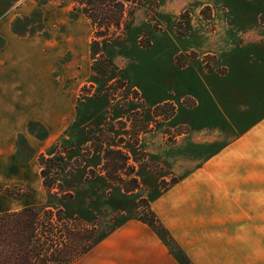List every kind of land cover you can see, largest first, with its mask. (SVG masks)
I'll use <instances>...</instances> for the list:
<instances>
[{
    "label": "rangeland",
    "instance_id": "374dc122",
    "mask_svg": "<svg viewBox=\"0 0 264 264\" xmlns=\"http://www.w3.org/2000/svg\"><path fill=\"white\" fill-rule=\"evenodd\" d=\"M35 1L0 0V45H5L0 46V71L14 64L20 72L17 77L22 78L18 93L11 96L10 78L2 77L0 133L26 111L36 113L46 107L52 113L48 128L40 121L23 123L27 137L29 132L36 134V140H31L36 151L15 136L18 126L7 147L1 143L0 212L47 206L62 208L71 219L103 212L127 213L131 218L138 211L141 216L145 201L154 202L201 168L226 145L225 139L231 136L233 141L243 134L246 119L254 125L264 116V60L258 58L264 49V0H122L126 23L123 31L111 32L104 45L108 60L104 78L91 73L92 26L74 10L76 0L51 4L41 0L40 5ZM42 13L47 36L21 39L9 34L15 17L21 16L22 26L30 18L25 25L37 28L38 19L43 23ZM256 72L258 97L253 105L245 104ZM250 106L258 114L239 116ZM138 109L146 116L150 111L166 114L168 121L154 124L140 136L139 147L133 148L131 125L122 131L123 125L112 121L129 119L130 111ZM223 112L231 113L230 133L217 129ZM120 135L126 138L124 146L117 143ZM100 136L113 138L114 147L106 145L105 150L120 146L132 155L133 174L121 171L119 176L126 185L137 179L139 188L134 193L125 195L104 179L106 151L100 145L105 140ZM58 143L71 170L76 168L72 178L62 174L65 190L73 193L65 202L48 197L36 160L40 153H55ZM16 147L20 159L26 158L21 163ZM34 152V160L28 163ZM21 196L28 197L15 201Z\"/></svg>",
    "mask_w": 264,
    "mask_h": 264
},
{
    "label": "crops",
    "instance_id": "0c3cea01",
    "mask_svg": "<svg viewBox=\"0 0 264 264\" xmlns=\"http://www.w3.org/2000/svg\"><path fill=\"white\" fill-rule=\"evenodd\" d=\"M56 1L45 0V3L51 4ZM35 2L40 5L41 0H36ZM76 6L77 0L74 8ZM76 13L90 23L82 13ZM20 17L17 16L11 21L10 35L21 39L39 35L47 36L48 31L45 27L43 13L45 33H38L35 36L22 37L14 32V22ZM92 39L91 37V43ZM91 43L89 54L92 58ZM3 44L1 43L0 46L5 47ZM9 48L13 51V45H10ZM258 58L264 60V49L259 51ZM10 64L8 63V66ZM22 66H24L23 61ZM19 73L14 64L8 70L0 71V83H2L4 75L10 78L7 88L11 96H15L18 93L16 87L22 81V78L17 77ZM257 73L252 76L253 83L250 82L252 89L250 88L246 92L245 104L253 105L255 103L254 99L258 97ZM262 84L264 86V82ZM27 86L30 87L29 84ZM242 112L239 116L248 118V116L252 117V115L258 114V109L255 106H250L246 107ZM51 113L52 110L48 112L46 107H44L41 112L26 111L20 114L11 127L8 129L3 127V132L0 133V145L3 142V145L7 147L8 139L10 141L13 139V131L18 126L15 136L18 135L19 139L24 140L23 142L26 141V146L30 147L31 151H36V147L31 144V140H36L34 136L36 134L29 132L27 137L25 132L22 131L24 128L23 123L40 121L43 126L48 128L47 123L50 120L49 115ZM148 114L146 120L149 123V129L143 135L153 129L154 124L167 122H155L151 112ZM236 114L238 115V111H236ZM236 114L234 113V115ZM220 115L221 120L216 124L218 126L217 129L224 133H230L232 125L228 119L231 113L225 114L223 112ZM117 119L120 120L121 118H116L115 120ZM245 122L248 127L243 134L233 141L229 140L231 136H227L228 138L224 137L227 138V140H224L226 145L223 144L224 146L207 159L201 168L191 172L187 177L160 194L154 202L149 203L151 210L162 222L178 248L186 255L191 264H264V116L254 125L253 120L249 121L246 119ZM44 134L46 135V131ZM45 135L42 136L45 137ZM91 136V134H87L89 142ZM139 144L138 146L133 145V148H138ZM16 149L20 155L19 147L15 148V152ZM56 149L61 150L66 156L59 143L56 145ZM35 154L37 152H34L32 157L27 158L30 161L28 163L34 160ZM42 154L45 153L36 155L38 159ZM129 155L131 158L130 163L134 164L132 155L130 153ZM20 158H22L21 155L19 159L17 158L19 163H21L20 160H26V158ZM38 159H36L37 165L40 168ZM102 160L104 161L103 156ZM75 169H73V174L70 177L65 173L66 177L72 178L75 174ZM104 179L120 188L125 195L134 193H127L120 185L110 182L106 177ZM69 193L72 194L73 198V193L71 191ZM27 197L25 196L21 200L15 201L21 202ZM11 212L17 211L0 213ZM135 214V217L127 218V213L114 215L103 212L99 215L79 218L90 221L98 217L102 222L115 223L114 226L116 227L101 243L74 264H180L156 233L148 225L137 220L140 216H138V211Z\"/></svg>",
    "mask_w": 264,
    "mask_h": 264
},
{
    "label": "trees",
    "instance_id": "16d2710c",
    "mask_svg": "<svg viewBox=\"0 0 264 264\" xmlns=\"http://www.w3.org/2000/svg\"><path fill=\"white\" fill-rule=\"evenodd\" d=\"M75 11L82 13L92 25V75L94 78H104L108 73L106 71L108 60L103 54V48L107 44L108 38L112 36L111 32L119 33L125 27L127 15L125 3L120 0H77ZM36 12L40 16L41 12L38 10ZM21 20L23 19L18 18L14 22L13 29L16 34L22 37L35 36L45 30L41 19H38L36 23L38 26L40 25L37 28L25 25L32 19H26L24 26H22ZM139 111L138 109V112L129 113V119L119 117L120 120L112 121L114 125L120 122V125H123L122 131L127 129L128 123L129 126L131 125L132 133L129 137L134 146H138L140 136L149 129L146 115ZM150 112L155 122L168 121L165 113L162 116L157 115L155 111ZM136 117L138 118L136 119ZM103 130L101 132H104ZM99 138L105 140L101 142L100 146H103L101 151H106L104 158L106 162L104 167L108 173L106 178L110 182L120 185L127 193L138 190L137 179H132L126 185L122 177L119 176L121 171L133 174L135 170L130 166L129 153L127 152V155L120 146L105 150L106 145L114 147L110 145L113 138H101V136ZM90 139L93 140L92 136ZM124 141L126 142L125 136L120 135L117 143L123 145ZM88 150L90 151L91 148L86 151L88 152ZM38 162L48 197L61 202L71 199L72 194L65 190L61 178L65 172L70 177L73 171L71 163L63 152L56 149L55 154H42ZM22 198L21 196L15 199L21 200ZM142 208L145 212L137 220L148 225L156 233L180 264H191L151 210L148 201H145ZM114 224L109 221L102 222L98 217L90 221L79 218L70 219L60 207L56 209L47 206L26 207L17 212L0 213V264H74L110 235L116 227ZM174 248L178 254L174 253Z\"/></svg>",
    "mask_w": 264,
    "mask_h": 264
}]
</instances>
